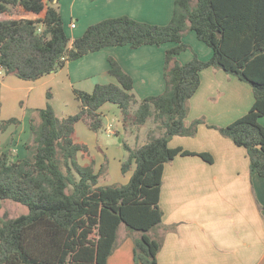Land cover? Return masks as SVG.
Returning <instances> with one entry per match:
<instances>
[{"label": "trees", "instance_id": "16d2710c", "mask_svg": "<svg viewBox=\"0 0 264 264\" xmlns=\"http://www.w3.org/2000/svg\"><path fill=\"white\" fill-rule=\"evenodd\" d=\"M55 1L0 0V14L7 17L0 20V70L5 76L37 81L108 47L138 49L167 43L176 47L166 52L163 94L138 102L133 78L110 57L109 74L116 83L97 85L92 93L74 90L81 103L78 113L59 118L48 103L31 119L33 160L0 148V207L8 200L29 210L0 221V264H108L122 225L134 243V263L158 264L164 242L160 230L169 233L178 227L162 226L165 165L178 156L214 162L210 153L169 146L173 137H195L199 126L206 124L205 119L186 123L202 71L221 70L251 86L254 104L246 115L225 127H209L245 148L251 176L264 178V126L260 123L264 118V0H175L167 25L122 16L91 25L73 41L64 29L60 0ZM190 31L213 50L210 60L203 61L196 53L187 64L177 60L192 49L184 42ZM106 104L120 108L124 127L153 120L161 130L160 136H149L139 148L122 141L128 155L122 173L135 166L124 185H101L108 172L105 164L96 173L93 159L91 165L78 162L79 154L84 159L91 156L87 144L77 138L76 125L84 122L91 131H101V109ZM20 124L17 118L0 120V130Z\"/></svg>", "mask_w": 264, "mask_h": 264}, {"label": "crops", "instance_id": "0c3cea01", "mask_svg": "<svg viewBox=\"0 0 264 264\" xmlns=\"http://www.w3.org/2000/svg\"><path fill=\"white\" fill-rule=\"evenodd\" d=\"M59 5L65 32L73 41L81 38L91 25L122 16L142 23L167 25L174 14L175 0H60ZM5 19L2 15V20ZM184 42L192 49L177 56L182 64L189 63L194 53L203 61L213 57V50L199 40L196 32L190 31ZM174 47L175 43L138 49L130 45L108 47L69 62L63 69L37 81L5 76L0 70V120L17 118L21 126L12 134L19 133L15 138L21 142L32 140L30 121L48 103L59 118H66L78 113L81 107L74 90L92 93L97 85L116 83L109 74L110 57L133 78V94L138 102L161 95L166 90V52ZM200 76L201 85L189 101L186 123L189 126L194 120L205 119L206 124L199 126L195 137H173L169 146L210 153L214 162L209 164L198 156H178L165 165L160 197L164 212L162 226L177 224L178 227L169 233L160 230L164 242L158 264H264V178L251 176L245 148L209 127H225L246 115L254 104L252 88L233 76L238 82H232L221 70L208 68ZM227 82L233 86H227ZM18 104H23L25 110L14 112ZM101 112L108 121L105 128L108 135L122 136L121 142L126 141L131 148L146 144L149 134L144 137L142 129L134 136L136 144H131L118 106L106 104ZM263 120L260 123L264 126ZM76 133L78 140L91 151L89 159L79 154L81 165H91L93 159L94 171L98 173L108 164L112 183L107 185L129 182L135 166L130 173L122 174L126 155L119 149L110 152L107 145L100 144L98 133L84 122L76 125ZM31 150L35 155L36 146ZM19 158L25 159L21 155Z\"/></svg>", "mask_w": 264, "mask_h": 264}, {"label": "rangeland", "instance_id": "374dc122", "mask_svg": "<svg viewBox=\"0 0 264 264\" xmlns=\"http://www.w3.org/2000/svg\"><path fill=\"white\" fill-rule=\"evenodd\" d=\"M0 20H2V14H0ZM229 78L232 79L231 76ZM232 82L236 83L238 81H234V79H232ZM242 84H245L246 86H250L249 84L244 83V82ZM226 85L227 86H233L232 84H230L228 82ZM226 85L224 84V86H226ZM61 101L62 100H60V102ZM58 104H59V102H58ZM133 107H134L133 109L136 110L138 108V105L136 104ZM24 108H25V106L23 104H18L17 106H15L13 108V110L16 113H19L21 111H24L25 110ZM34 116H37V113ZM103 120H104V128L98 132V136H99V138H101L100 144L103 143V144L107 145L108 148L110 149V152L118 151V149H119L124 155H126L125 161H127V158H128L127 152L124 150V148L122 146V142H121V139L123 137L119 136V135H117V136L116 135H108L106 133V130H105V128L107 127V122H108L107 118L104 117ZM263 122H264V120H263ZM30 124H31V121H30ZM20 126H21V124L19 126H15V127L13 126V128H11V131H8L6 134H3V133H5L7 130L5 132H2L0 130V148H1V151L2 150L4 152L13 151V153L15 155L17 154L18 157L21 155V156L25 157V159H28L31 161V160H33V157H34L33 150H31L32 147H34L33 139L30 141L21 142L20 139H17L19 136L18 135L19 133L12 134V133H14L13 130L18 129ZM124 128H125L126 133L129 136L128 139L131 140V144H136L137 139H135L134 136H135V134H137L139 132L138 130H141V129L144 132V137H146V134H149V136H153V135L160 136L161 135V130L158 129L157 124L153 120H149L146 123V125H144L143 127L142 126H135V125L132 126L129 123L128 126L124 127ZM29 132H30V128H29ZM149 136L147 138L148 140L150 138ZM15 137H17V138H15ZM24 138H23V140H25ZM148 140H147V142H148ZM98 151H99V153H101L99 148H98ZM110 152H109V155H110ZM90 153H91V151H90ZM113 153H115V152H113ZM105 168H106V170H108V172H107V175L103 176L102 181L100 182L101 185H107V184H110V182L112 183L111 173L109 171L108 164H105ZM131 171H133L132 168L131 169L128 168L126 173H122V174L125 176L127 173H130ZM28 211H29L28 208L22 204L15 203L13 201H8V200L2 201L1 207H0V221L3 220L4 218H16L22 214H27ZM133 249H134L133 240L129 237L125 226L122 225L120 230H119L117 248L115 249L113 255L110 257L108 264H135L133 261Z\"/></svg>", "mask_w": 264, "mask_h": 264}, {"label": "built area", "instance_id": "2783aa9c", "mask_svg": "<svg viewBox=\"0 0 264 264\" xmlns=\"http://www.w3.org/2000/svg\"><path fill=\"white\" fill-rule=\"evenodd\" d=\"M71 27H72V28H75V24H72Z\"/></svg>", "mask_w": 264, "mask_h": 264}]
</instances>
